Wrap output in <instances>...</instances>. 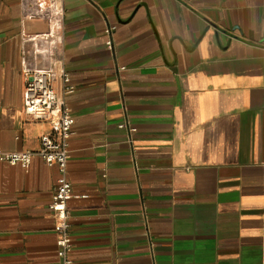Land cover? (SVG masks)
Instances as JSON below:
<instances>
[{"label": "crops", "instance_id": "1", "mask_svg": "<svg viewBox=\"0 0 264 264\" xmlns=\"http://www.w3.org/2000/svg\"><path fill=\"white\" fill-rule=\"evenodd\" d=\"M57 64L72 264H264V0H0L2 150L51 133L23 93ZM57 178L0 163V264H60Z\"/></svg>", "mask_w": 264, "mask_h": 264}, {"label": "built area", "instance_id": "2", "mask_svg": "<svg viewBox=\"0 0 264 264\" xmlns=\"http://www.w3.org/2000/svg\"><path fill=\"white\" fill-rule=\"evenodd\" d=\"M115 30L114 25H108L104 30L107 36L105 46L111 52H113L112 34ZM123 69L120 68V70ZM25 77L24 112L34 121L49 123L51 133L41 137L40 148L37 151L8 152L0 148V163L19 166L26 171L34 160H41L49 166L57 167L58 178L49 208L55 220L53 231L57 236V255L60 264H72L68 203L74 198L82 197L74 194L73 187L67 178L73 118L65 98L74 92L75 87L71 84V79L62 64H57L49 70L27 71ZM119 127L127 130L129 134L136 131L127 120L119 124Z\"/></svg>", "mask_w": 264, "mask_h": 264}]
</instances>
